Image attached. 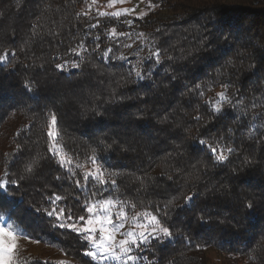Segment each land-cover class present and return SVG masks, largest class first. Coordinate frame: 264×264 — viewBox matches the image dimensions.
I'll return each instance as SVG.
<instances>
[{
    "label": "trees",
    "instance_id": "16d2710c",
    "mask_svg": "<svg viewBox=\"0 0 264 264\" xmlns=\"http://www.w3.org/2000/svg\"><path fill=\"white\" fill-rule=\"evenodd\" d=\"M153 3L139 20L98 17L87 7L90 0H0V53H15L0 63V175H25L19 188L8 189L9 222L31 239L61 248L71 259L66 264H96L84 255L90 244L83 236L55 227L44 211L47 196L56 192L65 197L60 207L86 215L81 190H73L47 151L48 119L55 113L59 143L80 162L101 141L111 145L101 153L102 163L121 175L105 193L137 202V211L149 202L172 201L170 221L179 234L151 249L160 264H264V119L253 118L264 113V0ZM97 19L99 26L89 27ZM112 27L132 33L131 40L118 38L121 44L137 33L151 34L173 59L155 67L145 61L141 70L151 69L150 79L129 75L137 58L108 39ZM81 41L88 51H68ZM148 45L143 57L152 50ZM109 46L113 53L104 58ZM126 49L127 60L114 58ZM64 61L81 66L55 67ZM223 84L240 103L216 114L205 102ZM217 141L235 148L224 162L207 147ZM29 164L32 175L24 173ZM58 175L65 178L54 179ZM136 177H147L146 187ZM193 193L199 195L185 204L184 196ZM249 202L252 209L244 206ZM0 212L7 215L8 208ZM45 262L59 264L30 254H19L17 264Z\"/></svg>",
    "mask_w": 264,
    "mask_h": 264
},
{
    "label": "snow or ice",
    "instance_id": "6c2138e0",
    "mask_svg": "<svg viewBox=\"0 0 264 264\" xmlns=\"http://www.w3.org/2000/svg\"><path fill=\"white\" fill-rule=\"evenodd\" d=\"M93 4L96 0H92ZM126 0H108V6L111 7L116 4H123ZM143 2V0H140ZM91 8V5L89 6ZM155 7L153 0H147V11L136 13V8H120L116 11H100L97 9V16L104 17H122L126 15H135L137 19L143 20L149 15L151 10ZM77 15H88L85 13H78ZM125 23L129 26L133 25L132 20H127ZM100 20L97 19L95 24L89 27L97 28ZM159 32L160 29H156ZM125 37L132 39L131 32H118L116 27H112L108 31V39L115 40L120 46L131 49L136 44V41L141 43L147 42L151 45L152 50L145 57L137 59L135 64L131 65L129 75L135 74L139 80L150 79L152 76L151 69L142 71L141 67L145 61H151L152 67L156 65H163L173 59L171 56H165L167 49L162 48L159 42L151 34L143 32L137 33L135 40L132 43L121 44L118 38ZM99 40V37H97ZM100 48V44H96L95 51ZM84 41H81L77 48H69L75 56H80L82 52L88 51ZM113 53L112 46L102 50L101 55L104 58L110 57ZM9 55H15L14 52L5 51L0 53V63H7ZM139 56V53L136 54ZM120 60H127V57L121 54L114 57ZM73 69L80 68L78 61H64L55 64V67L64 70L68 67ZM167 71V69H166ZM175 79V77H172ZM199 87V86H198ZM222 90L216 93V96L206 101L210 105V110L213 113L221 114L225 104L233 106L234 110L239 105L240 101H233V97L229 95L227 89L228 84H223ZM25 88L32 91V86L29 82L25 83ZM203 95V92L200 93ZM264 106V105H262ZM253 118L264 119V113H254ZM196 120L201 119L199 115L195 117ZM57 116L51 113L48 119L47 136L49 138V145L47 151L51 153L52 157L57 159V163L61 168L66 170L67 179L72 180L74 189H80L84 195L82 202V211L86 215H75L71 209L60 207V202L65 199L64 196L51 193L47 196V201L50 205L49 209H45L46 215L54 217L56 220L55 227L67 228L81 236L90 244V248L84 253L85 256L90 257L91 260L96 261V264H160L155 253H151L152 248L162 247L167 242L171 241L174 235L173 228L175 225L170 221V210L172 201L164 204L149 202L147 206L142 207L141 211H136L137 202L128 199H121L119 195L109 196L104 192L105 186L116 188L118 186L117 177L121 174L115 171H109L102 161L105 157L101 154L107 152L111 145H106L101 141L97 147H92L89 152L85 154L84 161L79 159L65 150V146L59 143V133L57 131ZM200 144L205 145L206 141L200 140ZM19 147V146H18ZM211 154L214 155L217 162H224L229 158V155L235 152L234 147L221 145L219 141L215 146L207 144ZM246 163L250 161L246 160ZM33 166L26 165L24 173L27 175L33 174ZM65 177L56 176L54 179L61 180ZM171 179V177H169ZM25 180V175L20 174L17 179L12 178V173L5 170L3 175H0V209L8 208L7 215L0 212V264H17L19 261V248L17 230L14 225L10 223L12 210L9 207L8 189L16 186L19 188ZM141 187H146L147 177H136ZM87 189L85 192L84 190ZM199 193L192 195H185V204L192 201ZM174 199V198H173ZM79 202V197H77ZM247 209L254 207L253 202L244 205ZM39 211V209H37ZM30 239V237H27ZM255 251V250H254ZM145 252H150L151 255H145ZM255 259V257H252ZM162 259V257L160 258ZM46 264V262H45ZM59 264H66L65 261H60Z\"/></svg>",
    "mask_w": 264,
    "mask_h": 264
},
{
    "label": "rangeland",
    "instance_id": "374dc122",
    "mask_svg": "<svg viewBox=\"0 0 264 264\" xmlns=\"http://www.w3.org/2000/svg\"><path fill=\"white\" fill-rule=\"evenodd\" d=\"M91 2V8L88 5L87 7L91 9L92 11H95L99 9L100 11H116L120 8H136V13H139L141 11H147V0H143V2H140V0H126L123 4H116L111 7L108 6V0H96V3L93 4L92 0ZM129 16V15H128ZM132 43V42H130ZM136 44L139 45V47H136V45L131 48L132 55H135L137 59L140 57H143L146 53L147 48L149 47L148 43H141L140 41H136ZM137 52L139 53V56H137ZM129 53V50L122 51L120 53L123 55H126ZM119 55V56H120ZM7 98V97H6ZM7 102H10L9 99H6ZM137 211V210H136ZM28 236L24 235L20 231L17 230V238H18V248H19V254H30L33 256L40 257L41 259H48L53 260L56 262L65 261L66 263L70 262L71 259L68 258L63 250L56 245H50L38 240L28 239ZM212 254V252L210 253ZM212 260H214V255H210ZM109 264H115V262H109Z\"/></svg>",
    "mask_w": 264,
    "mask_h": 264
}]
</instances>
